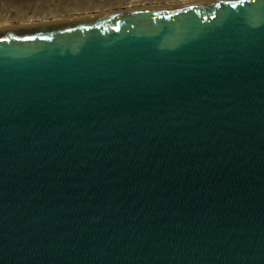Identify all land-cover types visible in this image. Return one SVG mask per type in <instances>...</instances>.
I'll return each mask as SVG.
<instances>
[{"label":"water","instance_id":"water-1","mask_svg":"<svg viewBox=\"0 0 264 264\" xmlns=\"http://www.w3.org/2000/svg\"><path fill=\"white\" fill-rule=\"evenodd\" d=\"M6 29L0 264H264V0Z\"/></svg>","mask_w":264,"mask_h":264},{"label":"rangeland","instance_id":"rangeland-1","mask_svg":"<svg viewBox=\"0 0 264 264\" xmlns=\"http://www.w3.org/2000/svg\"><path fill=\"white\" fill-rule=\"evenodd\" d=\"M202 1L205 0H0V35L6 33V27L13 24H48L74 15ZM31 27L19 26L17 31L29 33L37 29Z\"/></svg>","mask_w":264,"mask_h":264},{"label":"bare ground","instance_id":"bare-ground-1","mask_svg":"<svg viewBox=\"0 0 264 264\" xmlns=\"http://www.w3.org/2000/svg\"><path fill=\"white\" fill-rule=\"evenodd\" d=\"M177 5H183V4H175V5H168L169 7H175V6H177Z\"/></svg>","mask_w":264,"mask_h":264}]
</instances>
